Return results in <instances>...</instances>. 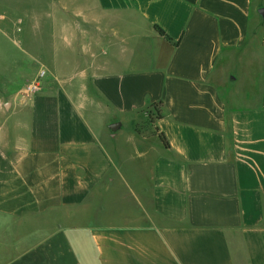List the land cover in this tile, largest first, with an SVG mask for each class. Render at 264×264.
I'll list each match as a JSON object with an SVG mask.
<instances>
[{
	"label": "crops",
	"instance_id": "crops-1",
	"mask_svg": "<svg viewBox=\"0 0 264 264\" xmlns=\"http://www.w3.org/2000/svg\"><path fill=\"white\" fill-rule=\"evenodd\" d=\"M263 11L64 0L40 92L0 57V264H264Z\"/></svg>",
	"mask_w": 264,
	"mask_h": 264
},
{
	"label": "rangeland",
	"instance_id": "rangeland-1",
	"mask_svg": "<svg viewBox=\"0 0 264 264\" xmlns=\"http://www.w3.org/2000/svg\"><path fill=\"white\" fill-rule=\"evenodd\" d=\"M63 21L64 0H0V57L6 58L10 84L23 88L26 95V88L37 74L45 73L38 81L41 90L48 81L47 50L53 27L57 49L63 57ZM38 46H44L42 53L37 51ZM156 117L154 108L148 110L145 120L138 125L139 132L152 133ZM125 132L128 133L126 126L122 133Z\"/></svg>",
	"mask_w": 264,
	"mask_h": 264
},
{
	"label": "trees",
	"instance_id": "trees-1",
	"mask_svg": "<svg viewBox=\"0 0 264 264\" xmlns=\"http://www.w3.org/2000/svg\"><path fill=\"white\" fill-rule=\"evenodd\" d=\"M155 30L157 31V33H158L161 37L167 39L168 41H171V39L167 36V34H166V33H165L160 27L156 26V27H155ZM158 110H159V105H155V107H154V111H155L156 116H157L156 118H159V117H160V113H159ZM136 129H137V132H139V130H138V126H137ZM155 133L159 136V139H160V141L163 143V145H164L166 148H170V145H169V143H168V141H167L165 135L159 133L158 130H156Z\"/></svg>",
	"mask_w": 264,
	"mask_h": 264
},
{
	"label": "built area",
	"instance_id": "built-area-1",
	"mask_svg": "<svg viewBox=\"0 0 264 264\" xmlns=\"http://www.w3.org/2000/svg\"><path fill=\"white\" fill-rule=\"evenodd\" d=\"M45 76V73L42 72L36 75V79L33 83H30L26 88L27 95H34L41 91V85L39 84V80H41Z\"/></svg>",
	"mask_w": 264,
	"mask_h": 264
},
{
	"label": "water",
	"instance_id": "water-1",
	"mask_svg": "<svg viewBox=\"0 0 264 264\" xmlns=\"http://www.w3.org/2000/svg\"><path fill=\"white\" fill-rule=\"evenodd\" d=\"M264 12V11H263ZM110 130L115 133L119 128H120V124L119 123H114L112 125H110Z\"/></svg>",
	"mask_w": 264,
	"mask_h": 264
}]
</instances>
